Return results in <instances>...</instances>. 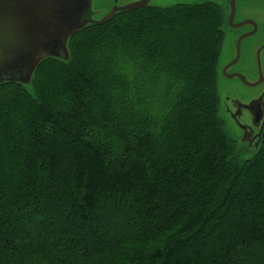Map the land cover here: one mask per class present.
Wrapping results in <instances>:
<instances>
[{"label":"trees","instance_id":"trees-1","mask_svg":"<svg viewBox=\"0 0 264 264\" xmlns=\"http://www.w3.org/2000/svg\"><path fill=\"white\" fill-rule=\"evenodd\" d=\"M226 17L123 12L0 86V264H264V136L220 114Z\"/></svg>","mask_w":264,"mask_h":264},{"label":"water","instance_id":"water-1","mask_svg":"<svg viewBox=\"0 0 264 264\" xmlns=\"http://www.w3.org/2000/svg\"><path fill=\"white\" fill-rule=\"evenodd\" d=\"M143 5L112 9L109 13L93 10L92 0H0V86L16 84L30 89L40 65L46 60H70V40L90 25L104 24L118 13L137 10ZM235 1L230 25L234 24ZM100 15V19L96 16ZM222 65L219 69L221 74ZM227 76L226 71L224 72ZM236 88L224 98L222 113L239 148H246V159L261 148L264 136V77L252 82L245 75L227 76ZM223 79V78H222ZM246 88L242 91L234 80ZM252 90V91H251ZM221 107V100H220ZM221 110V109H220ZM224 119V120H225Z\"/></svg>","mask_w":264,"mask_h":264},{"label":"flooded vegetation","instance_id":"flooded-vegetation-1","mask_svg":"<svg viewBox=\"0 0 264 264\" xmlns=\"http://www.w3.org/2000/svg\"><path fill=\"white\" fill-rule=\"evenodd\" d=\"M235 1L234 24L230 25L231 8ZM93 10L109 13L112 9L143 5L137 9L171 8L177 5H213L226 14L227 28L221 74L224 81L231 83L227 76L245 75L252 82L264 77V0H92ZM227 76L225 75V72ZM240 84V80H234ZM242 91L246 88L239 85ZM264 87L261 84L258 89ZM252 91V90H251ZM246 150V148H245ZM247 152V151H246Z\"/></svg>","mask_w":264,"mask_h":264},{"label":"rangeland","instance_id":"rangeland-1","mask_svg":"<svg viewBox=\"0 0 264 264\" xmlns=\"http://www.w3.org/2000/svg\"><path fill=\"white\" fill-rule=\"evenodd\" d=\"M100 18H101L100 15H97V16H96V19H100ZM223 50H224V49H223ZM223 60H224V56H223V52H222L221 60H220V67H221V65H222V63H223ZM232 88H236V87H235L234 85H232V84L227 85L226 83H224V82H223V79H222L221 76L219 75V80H218V91H219V96H220V100H221V107H220V109H221V116H222V118H224V119H225V117H224V115H223V113H222V107H224V106H223V101H224V98H226V97H228V96L231 95V89H232ZM225 121H226V119H225ZM226 123H227V127H228L229 131H230L231 134L236 138V137H237V134H235V133L231 130V127H229L227 121H226Z\"/></svg>","mask_w":264,"mask_h":264}]
</instances>
